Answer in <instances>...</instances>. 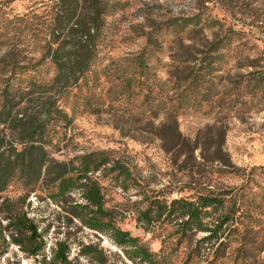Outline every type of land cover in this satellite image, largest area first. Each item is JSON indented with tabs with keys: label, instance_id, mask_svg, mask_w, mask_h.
<instances>
[{
	"label": "rangeland",
	"instance_id": "1",
	"mask_svg": "<svg viewBox=\"0 0 264 264\" xmlns=\"http://www.w3.org/2000/svg\"><path fill=\"white\" fill-rule=\"evenodd\" d=\"M59 1L0 0V106L7 83L25 86L33 75L46 80L53 74L43 54ZM108 1L118 5L105 12L98 67L113 59L126 64L131 62L126 58L145 52L152 94L143 102L116 101L113 109L98 113L85 110L83 101L75 111L63 102L71 121L50 131L56 136L48 150L73 172L86 154L110 159L89 176L101 185L112 222L154 251L166 248L175 264H184L208 232L195 234L178 250L177 220L164 216L159 226L146 229L139 210L153 198L228 190V209L237 222L222 226L230 246L207 263L264 264V0ZM44 92L21 102L37 107ZM52 177L45 175L33 189L20 181L10 185L0 197V227L8 223L3 200L18 199L44 231L47 255L64 240L76 264H97L80 253L84 244L97 243L111 260L107 264H122L124 254L110 236L73 213L75 204L84 203L82 191L54 197ZM5 245L0 238V253ZM41 259L12 244L0 264H45Z\"/></svg>",
	"mask_w": 264,
	"mask_h": 264
},
{
	"label": "trees",
	"instance_id": "2",
	"mask_svg": "<svg viewBox=\"0 0 264 264\" xmlns=\"http://www.w3.org/2000/svg\"><path fill=\"white\" fill-rule=\"evenodd\" d=\"M117 5V2L110 4L108 0H60L43 54V59L52 65L53 74L46 80H38L33 75L28 85L7 83L2 89L0 197L16 181L33 189L45 175L53 176L52 183L57 191L52 196L63 197L79 189L82 191L84 203L75 204L73 213L90 229L110 236L124 254L120 260L122 264H129L128 261L133 264H175L166 248L154 251L140 236L112 222L102 187L89 176L107 166L110 159L86 154L81 158L77 171L73 172L48 150L56 136L50 131L71 121L63 102L69 103L75 111L83 101L85 110L98 113L113 109L116 101L128 103L142 98L143 102L152 94L153 89L148 82L152 77L151 67L145 52L132 59L126 58V61H131L126 64L113 59L98 67L102 58L101 47L106 41L105 12L109 7L117 9ZM12 73L17 77L21 75L14 70ZM105 86L108 90L103 94ZM40 89H44L45 94L40 97L37 107L31 108L21 102L26 95ZM123 109L131 113L130 108L124 106ZM137 115L133 114V117ZM119 173L122 175L124 170L120 169ZM230 198L228 190L171 201L153 198L139 210L138 221L146 229H153L159 226L158 222L164 216L177 220L179 240L173 247L178 250L195 234L208 232L190 249L184 264H210L207 262L223 257L221 255L230 246L222 230L224 224L237 222L228 209L231 207ZM18 202V199L10 197L3 200L8 212L4 218L8 223L0 227V238L6 244L0 255L14 244L27 256H42L45 264H76L78 258L70 257L71 246L64 240H57L51 255H47L44 231ZM80 253L97 264H107L110 260L97 243L84 244ZM109 264H115V261Z\"/></svg>",
	"mask_w": 264,
	"mask_h": 264
}]
</instances>
